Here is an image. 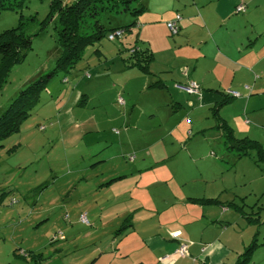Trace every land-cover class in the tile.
<instances>
[{
  "label": "rangeland",
  "instance_id": "obj_1",
  "mask_svg": "<svg viewBox=\"0 0 264 264\" xmlns=\"http://www.w3.org/2000/svg\"><path fill=\"white\" fill-rule=\"evenodd\" d=\"M51 1L27 0L0 13V33L21 21L32 40L26 58L11 68L0 88V115L19 91L55 67L57 18L40 29ZM251 9L255 25L242 31H261L257 52L264 46V2ZM99 20L108 30L134 18L120 9L101 13ZM138 27L87 46L74 69L49 80L19 131L0 143V264H108L112 255L129 250L120 264H136L143 254L145 264H234L254 235L258 246L247 264H264V153L259 160L254 151L240 159L228 152L209 110L214 103L200 101L211 93L207 84L215 72L205 71L217 60L200 65L202 77L207 75L202 87L195 81L171 84L164 75L166 88L150 89L153 76L128 67L130 50L143 48ZM165 35L160 49L171 46L167 38L177 37L167 28ZM255 72L260 80L253 77L233 90L242 98L231 99L219 117L237 138L248 137L264 151V88L258 90L264 85V62ZM189 82L202 89L198 98L177 88ZM215 95V101L223 98ZM138 171L141 178L129 177ZM111 190L126 191L122 201L129 202L130 212H140L132 221L136 227L125 234L117 233L118 219L128 213L106 222L112 201L102 197ZM81 211L87 223H80ZM158 225L164 228L159 231ZM158 231L166 238L179 233L180 243L165 241L176 247L158 255L133 252L143 233ZM180 246L187 255L176 253ZM162 256L169 258L160 261Z\"/></svg>",
  "mask_w": 264,
  "mask_h": 264
},
{
  "label": "crops",
  "instance_id": "obj_2",
  "mask_svg": "<svg viewBox=\"0 0 264 264\" xmlns=\"http://www.w3.org/2000/svg\"><path fill=\"white\" fill-rule=\"evenodd\" d=\"M140 2L144 7V12L136 19V25L139 26L137 39L142 40L143 43V48H139L140 50L148 49L152 53L153 60L149 65V71L154 81L160 80L164 84L167 81L162 76L167 75L170 76L169 80L171 84L195 81L198 84L201 83L200 86L202 87L205 84L204 81L207 75L202 77V74L199 72L200 65L203 62L212 63V61L215 62L217 60L218 62H215L217 66L213 67L212 65L210 69H206L205 71L208 73L215 72L214 79L207 84L208 91L211 93L202 94L201 92L202 95L200 96V101L204 105H209L217 102L215 101L216 95L213 96L214 92L219 97L227 93V91H233L243 84L251 83L253 77L257 82L260 80V77H257L255 69H257L258 64L264 62V46H260L256 52L255 45L262 33L261 31L254 30L250 33L243 32L242 29L248 23L251 27L255 25L253 21L255 14L251 8L256 2L262 3L264 0H140ZM237 6H244V13L235 14L234 10ZM176 14L181 18L177 37L174 41L167 38L166 41L168 40L167 42L171 43V46L160 49L159 41L166 37L165 25ZM166 50L167 53L163 55L162 53ZM256 81L253 84L256 85ZM231 82H235V84ZM247 87L249 85H244L243 90H247ZM165 88L155 90L162 91ZM262 88H264V85L260 84L258 90L263 91ZM242 96L240 95L239 98H242ZM231 103H233V100ZM141 174L142 172L138 171L136 175H130L129 177L141 178ZM117 177L121 176L119 174L111 176L113 179ZM136 186H138V183H136ZM123 192L126 191L111 190L108 193L106 192L109 194L108 197H102L106 203L112 201L110 206L107 207L112 213H110L106 222H110L109 219L112 216L119 217L126 213L131 214L129 222L125 223L126 225L131 224V227L127 229L131 231L136 227V223L134 224L132 221L140 215V212H137L138 209L130 212L129 208L131 207L129 202L126 204L125 201H122L125 200ZM127 193L130 194L129 192ZM158 200L160 199H156V202ZM94 203L98 204L97 201H94ZM82 212L80 216L85 214ZM118 220L120 226L122 220ZM80 223L82 222L80 221ZM158 228L160 231L164 226L158 225ZM171 230L168 228L166 232ZM159 231L147 235L143 233V238L134 243V246L139 249L133 252L136 253L147 249L149 251L148 254L153 252L152 254L158 255L161 251L170 250L171 248L172 250L175 249L176 246L166 244L165 241H172V243L175 242L177 244L180 234L174 233L170 237L166 233V238ZM129 252H119L120 257L115 254L112 255L108 264L126 263ZM122 254L124 255L122 256ZM138 258L139 260L134 263L145 264L144 254ZM167 258L169 256H162L160 257V261H164ZM129 264H131V261Z\"/></svg>",
  "mask_w": 264,
  "mask_h": 264
},
{
  "label": "trees",
  "instance_id": "obj_3",
  "mask_svg": "<svg viewBox=\"0 0 264 264\" xmlns=\"http://www.w3.org/2000/svg\"><path fill=\"white\" fill-rule=\"evenodd\" d=\"M26 1L0 0V13L2 11L20 8L21 6L23 7ZM237 7L234 10L235 14L244 13V6H242L243 11L241 12H237ZM120 9L131 15L134 21L125 27L116 26L108 30L105 29L99 20L101 13H117ZM143 12L144 7L141 5L140 0H74L71 3H64L62 0H52L49 4L46 19L42 22L40 29L43 30L47 22L53 20L55 17L57 18V45L59 55L55 60V67L52 72L39 77L37 80L31 81L23 90L19 91L5 111L0 115V143L19 131L21 123L28 118L32 108L38 103L40 93L58 71L68 72L74 69L78 61L82 58L83 51L87 46L99 42L104 37L108 39V36L115 31L122 30L123 32L120 37L122 38L125 33L130 32V28L133 25H136L137 17ZM88 21L89 23H87ZM31 41V36L26 35L23 31V23L21 21L17 27L0 33V56L2 57L0 64V88L6 81V77L11 68L20 64L26 58L27 53L31 50ZM132 52L130 50L131 56L128 67L138 70L143 75H152L149 71V65L153 60L152 53L148 49H139L134 52V48H132ZM164 87V84L160 80H156L148 86V88L154 90H161ZM198 90L199 94L194 96H200L201 89L199 86ZM221 96L223 98L215 102L209 110L212 112L211 115H213V119L216 122L215 130L220 131L224 139L225 149L234 154L238 159L249 156L254 151L256 153L255 156L261 160L264 153L262 146L258 142L246 137L237 138L230 126L219 117L220 109L224 105L229 104L232 101L231 99H234L228 93ZM119 100L118 103L124 106V101L121 100L122 102L120 103ZM1 147L2 145L0 144V149ZM194 201H201V199ZM204 201L207 204L214 205L219 203L217 199H205ZM131 216V214H128L122 220L117 231L118 234L124 233L131 227V224H125L129 222ZM257 246V237L254 235L250 243L244 248V251L237 256L234 264H247V261Z\"/></svg>",
  "mask_w": 264,
  "mask_h": 264
},
{
  "label": "built area",
  "instance_id": "obj_4",
  "mask_svg": "<svg viewBox=\"0 0 264 264\" xmlns=\"http://www.w3.org/2000/svg\"><path fill=\"white\" fill-rule=\"evenodd\" d=\"M236 10H237V12H241V11H243V7L238 6ZM180 20H181L180 16L176 14L172 20L167 22L166 28L168 29L170 35L175 36L178 34L179 21ZM122 32H123L122 30L115 31L114 33H112L111 35L108 36V39L109 40H114L116 38L118 39L121 37ZM177 88L184 91L187 94H193V95L199 94L198 85L195 84L194 82H189L187 85H184V86L178 85ZM227 93L234 98H237L239 96V94L237 92H234V91H227ZM119 102L121 103L122 101L119 100ZM80 220L82 222L86 223L85 215H81ZM176 253L180 257L187 255L186 254V248L184 246H180L177 249Z\"/></svg>",
  "mask_w": 264,
  "mask_h": 264
},
{
  "label": "clouds",
  "instance_id": "obj_5",
  "mask_svg": "<svg viewBox=\"0 0 264 264\" xmlns=\"http://www.w3.org/2000/svg\"><path fill=\"white\" fill-rule=\"evenodd\" d=\"M169 22V21H168Z\"/></svg>",
  "mask_w": 264,
  "mask_h": 264
}]
</instances>
